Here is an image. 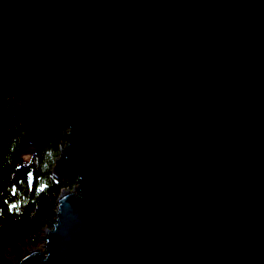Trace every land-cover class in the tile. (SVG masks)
Wrapping results in <instances>:
<instances>
[{"label":"water","instance_id":"obj_1","mask_svg":"<svg viewBox=\"0 0 264 264\" xmlns=\"http://www.w3.org/2000/svg\"><path fill=\"white\" fill-rule=\"evenodd\" d=\"M12 93L75 184L0 264H264V0H0Z\"/></svg>","mask_w":264,"mask_h":264},{"label":"trees","instance_id":"obj_2","mask_svg":"<svg viewBox=\"0 0 264 264\" xmlns=\"http://www.w3.org/2000/svg\"><path fill=\"white\" fill-rule=\"evenodd\" d=\"M18 99L15 93L0 97V254L14 245H38L42 226L53 223L55 196L75 184L73 177L58 179L51 170L63 137L51 136L27 162L24 155L18 161L23 130L7 115Z\"/></svg>","mask_w":264,"mask_h":264},{"label":"rangeland","instance_id":"obj_3","mask_svg":"<svg viewBox=\"0 0 264 264\" xmlns=\"http://www.w3.org/2000/svg\"><path fill=\"white\" fill-rule=\"evenodd\" d=\"M23 155H24V161L27 162L30 154H29V153H24ZM41 233H42V232H41ZM41 233H40V234H41ZM40 234H39V235H40ZM35 246H40V243L38 242V245H35ZM26 247H33V246H26ZM5 251H6V250H5Z\"/></svg>","mask_w":264,"mask_h":264}]
</instances>
